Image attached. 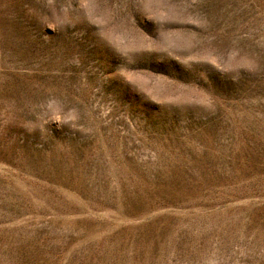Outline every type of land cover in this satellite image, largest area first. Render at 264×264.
I'll use <instances>...</instances> for the list:
<instances>
[{
	"label": "rangeland",
	"instance_id": "rangeland-1",
	"mask_svg": "<svg viewBox=\"0 0 264 264\" xmlns=\"http://www.w3.org/2000/svg\"><path fill=\"white\" fill-rule=\"evenodd\" d=\"M0 264H264V0H0Z\"/></svg>",
	"mask_w": 264,
	"mask_h": 264
}]
</instances>
